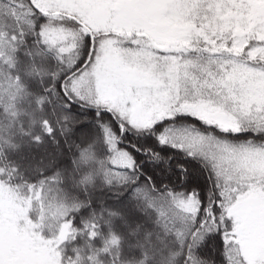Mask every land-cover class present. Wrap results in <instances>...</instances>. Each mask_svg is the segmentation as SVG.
Returning <instances> with one entry per match:
<instances>
[{"label":"snow or ice","instance_id":"obj_1","mask_svg":"<svg viewBox=\"0 0 264 264\" xmlns=\"http://www.w3.org/2000/svg\"><path fill=\"white\" fill-rule=\"evenodd\" d=\"M5 6L71 159L32 181L0 166V264H264V0Z\"/></svg>","mask_w":264,"mask_h":264},{"label":"trees","instance_id":"obj_2","mask_svg":"<svg viewBox=\"0 0 264 264\" xmlns=\"http://www.w3.org/2000/svg\"><path fill=\"white\" fill-rule=\"evenodd\" d=\"M10 9L5 6L0 8V12L8 14ZM23 27V22L13 23L5 27L0 22V107L5 112L0 114V166L11 170L12 166H18L24 174V179L32 181L38 179L36 169H48L51 161L55 160L61 169L69 167L71 153L59 154L58 148L53 144L41 130L39 120L47 118L55 124V117L45 105L42 112L35 111L42 99L43 89L49 84V65L43 63L39 58L33 63L24 60L23 53L27 45H19L18 41L11 40L13 31L19 32ZM18 49V51H17ZM51 67H55L53 61ZM17 77L19 79H17ZM34 113L37 124L32 130V134H39L43 142L35 144L30 136L20 134V126L27 131L33 119L30 114ZM13 125L11 128L9 125ZM13 133H15L13 135ZM15 145V147H13ZM64 145H60L63 149ZM13 183H21L14 181ZM20 191H26L22 185ZM109 205L115 206L116 202L107 200ZM106 206H108L106 204ZM99 210V209H97ZM131 227H135V217H129ZM115 234L126 237L127 230L121 227V221H116ZM125 254L129 255L127 239L124 242Z\"/></svg>","mask_w":264,"mask_h":264}]
</instances>
